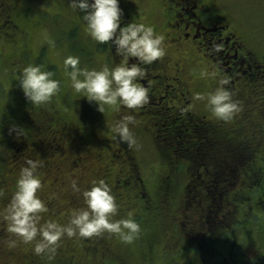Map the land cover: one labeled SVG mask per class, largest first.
Listing matches in <instances>:
<instances>
[{
    "label": "rangeland",
    "instance_id": "374dc122",
    "mask_svg": "<svg viewBox=\"0 0 264 264\" xmlns=\"http://www.w3.org/2000/svg\"><path fill=\"white\" fill-rule=\"evenodd\" d=\"M52 3H48V0H3L4 10L0 11V112L1 115L7 118L6 123H11L24 128V122L28 118V114L23 109L21 101L27 99L22 89L18 85L19 70L27 64H39L42 65L44 70H51L53 72V78L60 80V89L51 100L44 105H37L36 114H43L46 116L51 104L58 107L60 113H66L67 111L74 110L78 105L88 103L90 110L95 112V118L101 119L102 113L107 119L108 123L113 125L115 119H118V111L109 106H105L104 112L99 111L98 105L95 101H89L86 97H82L83 93L77 92L71 83L70 77L64 71V59L69 56H78L80 58L81 68H96L100 69L104 65L114 66L119 63V57L114 55L115 64L106 58L105 49L95 47V40L89 35L86 29L85 21L79 20L76 15V11L73 10L69 4L64 5L59 0H51ZM228 22L231 25L235 24L238 35H242L247 38L248 44L257 45V49L264 50V39H259L250 31L252 27L257 25L264 33V3L259 2L255 10L250 9L252 2H258L257 0H228ZM221 3V2H220ZM163 0H120V5L127 7L130 13V20L135 19L136 22H143L147 25L155 26L160 22V19H164L166 12L163 8ZM219 2L215 1L213 4L214 10H219ZM255 6V4L253 5ZM247 14L250 16H247ZM10 20L9 27L5 25V21ZM232 19V21H231ZM230 28V29H231ZM157 34H163L161 28L155 29ZM184 48H193L192 45L182 44ZM184 48L182 50H184ZM166 54L171 56L173 60H177L182 57L180 53L181 48L178 45L169 43L165 45ZM196 53V51H195ZM202 55V52H198ZM193 56H187L184 58V66L187 63L191 65L186 66L187 74H185L184 80L188 84V88L193 94L194 104H200L201 99H197V93L207 95V93L213 91L216 88L214 79L209 75L212 74V66L205 62L200 64H193ZM176 68V67H175ZM210 69L209 72H204ZM28 100V99H27ZM77 105V106H76ZM92 105V106H91ZM201 105V104H200ZM36 106V105H34ZM41 109H40V108ZM73 107V108H71ZM71 108V109H70ZM12 110V112L10 111ZM14 110V111H13ZM45 111V112H44ZM35 114V116H36ZM237 113L236 115H238ZM41 116V115H40ZM40 118V117H39ZM4 126L0 125V130ZM138 129V128H137ZM16 132L15 130H12ZM12 133V132H11ZM143 133V131H142ZM138 133L136 137V143L132 154L138 159V166L140 167L141 177L146 181V187L149 193L154 192V187L159 183H163L164 186L170 185L168 188H164L165 193L168 195L169 201L163 203L159 202L154 196V204L156 211H150L145 213L141 218L138 215L143 213L145 201L138 198L137 191L131 187L117 189L116 181L118 176L116 175L120 167H116L110 164L111 150L107 149H91L94 156L99 160H93L86 171V175L80 177L79 173L72 172L74 177L66 178L67 185L65 188L60 189L58 193L57 207L63 208L60 214L56 215L52 212L45 211L40 213L41 221L44 223L48 220H55L61 224H67L65 214H71L73 210L86 207L82 191L85 188H90L94 182L103 179L111 188L112 194L116 197L117 204L119 206L117 214L113 219L128 218L129 212L133 213V217L141 225V232L139 236L132 242L126 243L120 239L117 234H110L104 232L100 235H94L87 238L88 244H82L84 237L73 236L69 237L66 234L58 242L59 249L64 251L66 245L68 249L80 257V261L83 264H201V260L194 254L196 241L187 240L190 235H187L193 227H196L195 223L187 224L179 231L177 227V220L184 219L186 222V216H190L189 220L200 219L197 207L192 212H189V208L184 207L182 202L185 194V186L187 184L185 175L180 172V169L176 172L170 173V167L167 164L163 150L154 149L153 144H150L144 136ZM24 134V133H23ZM17 136L18 139L21 137ZM146 137V136H145ZM11 138H16L11 136ZM138 139V140H137ZM0 140V168L4 165V161L9 156V151L5 141L6 138ZM13 141V139H10ZM95 147V146H94ZM3 149H7L6 154ZM41 150V152L50 150ZM50 153V152H49ZM41 153L43 156L48 157V154ZM264 157V151L261 152ZM8 160V159H7ZM260 161V164H263ZM171 166V165H170ZM261 167L264 166L260 165ZM42 177L46 176L44 171L41 172ZM118 174V173H117ZM168 175L171 176V181L166 180ZM178 175L179 180L174 177ZM77 177V178H76ZM11 180H14L10 177ZM46 179V178H44ZM82 179V180H80ZM76 180L79 191L74 190L72 187V181ZM51 178L42 185L40 192L42 196H49L54 193L56 187L51 185ZM168 181V182H167ZM83 183V184H82ZM166 183V184H165ZM187 187V186H186ZM183 188V189H182ZM53 191V192H52ZM46 194V195H45ZM245 201L239 208L240 213L245 214L249 212L252 216L253 222L249 225L250 229H253V235L256 239V244L260 252H264V203L256 204L258 201L259 193L252 189L251 191H244ZM172 199L179 200V203L183 206L184 210L179 213L177 208L172 204ZM178 198H177V197ZM71 197H74L73 200ZM251 199H248L250 198ZM254 200H256L254 202ZM73 201V203H72ZM259 202V201H258ZM175 208V209H174ZM199 209V207H198ZM178 217V219L176 218ZM192 216V217H191ZM251 220V219H250ZM7 222V221H6ZM197 222V221H196ZM174 226V227H173ZM177 227V229H176ZM17 241V246H9L7 242H2L1 254L5 252H12L10 254V260L8 257L0 258V264H6V261L10 262H22L27 257L34 258V245L35 243H25L20 240L15 234H13ZM201 237V235H198ZM237 236L242 237V233L238 232ZM258 236L263 239H258ZM39 239V236L37 237ZM198 240V239H196ZM3 239H0V242ZM53 254V252H50ZM83 254H90V257H84ZM264 260V257H263ZM262 259L255 261V264H264ZM32 263V261H30ZM252 263V264H254ZM35 264V262H34ZM46 264V262H45Z\"/></svg>",
    "mask_w": 264,
    "mask_h": 264
},
{
    "label": "flooded vegetation",
    "instance_id": "af4514ba",
    "mask_svg": "<svg viewBox=\"0 0 264 264\" xmlns=\"http://www.w3.org/2000/svg\"><path fill=\"white\" fill-rule=\"evenodd\" d=\"M59 1L71 6L70 0ZM163 1V8L169 16L161 18L152 27L161 28L165 45L170 42L178 45L182 57L173 60L166 54L159 61L142 65L146 75L140 83L148 88L149 101L136 110L121 106L119 120L125 115H133L134 120L129 126L134 137L143 131L142 135L150 144H153V127L158 123L166 127L165 131L158 129L161 141L158 142L174 148L177 161L181 160L177 167L189 163L192 164L190 168L198 174L193 191L183 189L186 193L181 196L189 212L192 214L197 207L201 217L192 221L189 220L190 216H186L188 221L184 226L186 223H197L188 232L190 237L187 240L196 241L194 251L201 252L202 263L252 264L264 257V252H260L261 247L258 248L255 242L253 229H249V223L253 222L250 218L254 215L252 212L249 214L250 211L239 216L237 214L247 201L243 194L246 187L248 191L252 188L259 193V202L254 200L256 204L264 203V166H260L264 164H260L264 160L261 155L264 151V50L262 47L257 49L255 44H248L247 38L236 34L238 30L235 24L231 28L228 0ZM215 1L220 4L218 11L213 9ZM257 1L251 3V10L254 11L259 2L264 3V0ZM120 7L123 9L122 24L131 22L127 7ZM3 10L4 2L0 0V11ZM77 14L83 16L80 12ZM250 32L264 39V33L257 25ZM187 43L193 48L182 47ZM198 52L203 54L199 55ZM187 56H193L191 62L195 65L205 62L213 67V73L209 76L214 79L216 87L222 80H227L224 86L233 95L242 92L246 110L225 122L213 115L205 99L200 100L201 105L194 104L193 94L184 80L186 66L191 65L187 63L184 66ZM154 114L155 123L150 120ZM115 143L118 144L116 150L119 158H123L128 168L132 167L136 183L134 187L137 188V182L143 183V179L138 159L132 154L135 144L129 145L120 139ZM72 158L68 156L66 161ZM127 159L130 162L127 163ZM83 160L84 157L79 156V161ZM76 164L81 166L80 162ZM151 203V198L149 201L147 199V204ZM238 232L242 233V237L237 236ZM1 235L2 232L0 238Z\"/></svg>",
    "mask_w": 264,
    "mask_h": 264
},
{
    "label": "clouds",
    "instance_id": "9594fccd",
    "mask_svg": "<svg viewBox=\"0 0 264 264\" xmlns=\"http://www.w3.org/2000/svg\"><path fill=\"white\" fill-rule=\"evenodd\" d=\"M70 5L83 14L89 35L111 50L114 46V55L120 57L119 63L114 66L89 69L80 67L78 56H67L63 62L64 71L70 77L72 87L83 93L82 97L95 101L101 112H104L105 106L114 110H119L121 106L136 110L146 104L149 91L140 83L146 75L142 65H150L166 55L164 35L157 34L151 25L136 22L135 19L122 24L120 0H70ZM18 76V85L31 105L47 104L60 89V80L53 78V72L44 70L39 64H27L19 70ZM225 84L227 80H222L206 96L201 93L196 95L197 99L206 100L217 119L229 122L242 106ZM133 120V115H125L113 128L116 138L129 145L136 143L129 126ZM11 130L20 136L24 128L13 125ZM42 165L43 159H26L20 168L12 199L2 212L8 232L25 243L35 241L36 254L54 252L65 234L89 238L107 232L117 234L126 243H132L139 236L141 225L132 218V212H129L128 218L113 219L119 206L110 186L103 179L82 191L86 207L73 210L69 223L61 224L55 220L40 223V213L47 210L46 203L37 194L42 188L39 174ZM72 187L80 190L76 180L72 181ZM8 243L11 247L17 241L10 240Z\"/></svg>",
    "mask_w": 264,
    "mask_h": 264
},
{
    "label": "trees",
    "instance_id": "16d2710c",
    "mask_svg": "<svg viewBox=\"0 0 264 264\" xmlns=\"http://www.w3.org/2000/svg\"><path fill=\"white\" fill-rule=\"evenodd\" d=\"M74 11H76V15H78L77 13H79V11L78 10H74ZM78 18L83 23L84 21L83 16H78ZM9 24H10V20L6 19L5 25L9 27ZM95 43H96L95 47L100 46V42L96 41ZM100 47L101 49H105V51L107 50L106 58L109 59L110 61H113L114 63L115 62L114 46L112 47V50L106 44ZM241 94L242 92H240L239 94H235L233 95V98L237 99L240 102L242 106L241 108L242 111V110H246V108L244 106L245 103H243L244 100L241 98ZM21 105H23V109L28 114V118L24 122V131H23L24 134L19 139L17 137L18 135L16 132L12 130L10 131V129H12V124L6 123L7 122L6 116H4V113H2L3 115H1L0 112V125L4 126L0 130V140L1 138H3V140L6 138L5 140L6 142L8 140L7 142L8 144H6L5 147H7L9 151V155H8L9 157L6 158V161H4V165L0 168V232H2L1 235L2 238L0 239H3V241L0 242V251H2V247H1L2 242H7V240L8 242L10 240H15L14 235L8 232L7 230V222L3 219L2 212L12 199V196L16 190V181L19 175L20 168L28 158L43 159V165L39 169L42 185L45 183V181H47L48 178H51L52 179L51 185L56 188H54L55 191L53 194L47 197L43 196L41 198L44 200V202L47 205V211L52 212L53 214L55 213L56 215L58 213L60 214V212L63 211V208L57 207V202H59L58 193L60 189L65 188V186L67 185V181L65 179L74 177L75 175L72 174L73 171L74 172L77 171L80 177H82V175L83 176L86 175V171H88L90 163L93 160L96 161L98 160V158L94 156L91 150L95 148L103 149V150L110 148L111 150L110 164L112 166L114 165L115 168L120 167L121 171L118 170L117 171L118 174L116 173L118 178L115 187L117 189L120 188L122 190L126 185H129L128 187L133 188L135 192L137 191L139 195L138 198L140 199V201L142 200L145 201L146 204L143 203L144 205L143 213L138 215L139 217L142 218L145 215V213L157 210L155 209L156 206L154 204V199H155L154 196H156V199H158L159 202L161 203L165 201H169L167 198L169 196L163 195L165 193L164 188L170 187V185H167L166 183H165L166 186H164L163 183H159L157 186L154 187V192L151 191V193H149L147 190L145 179L143 180V183L140 181L137 182L138 183L137 188L134 187L135 177L132 167L128 168V165L123 163V158L122 157L121 159L119 158L118 151L116 150L118 144L115 142H117L118 138H116V134L114 133L113 128L115 124L119 121L120 109L116 110V112L118 111L117 114L118 119L116 118L113 125H111L104 117L105 116L104 113H102L101 119H96L95 112L93 110H90V106L88 103H83L82 105H78L77 108H74V110L71 111H67L66 113H60L58 111V107H56L54 104H51L46 116H42L43 114H39L38 116V114H36L35 112L37 105L36 106L31 105L30 101H28L27 99L21 101ZM10 112H12V110ZM250 114H253L252 111H250ZM154 116L155 114L151 116L150 120L155 123V121L157 120L154 119ZM157 125L158 126H155L152 129L154 149H158V151L163 150L164 158L170 167V173L176 172V170L178 171L180 169L181 174L183 173L185 177H187L185 178L187 182L186 184L187 187L185 186L186 192L191 190L193 191L194 184H196V180L198 178V174L193 171V168H190L192 164L186 163L187 165L185 164V165H181L180 167H177L178 163L181 164L179 162L181 160L177 161L176 155L174 154L175 152L174 148L172 149L169 146L168 148L159 143L161 142L159 138L160 135L159 130L165 131L166 127L164 128L159 123ZM11 136H14L16 138H11ZM10 139H13V141H10ZM46 148L50 150L49 151L50 153L47 152L49 153L48 157L43 156V158H41L42 156L41 153L47 154L46 151L41 152V150H46ZM7 149H3L2 152L6 154L5 150ZM68 156L73 157L72 159L68 160L69 162L66 161ZM79 156L84 157L83 162L79 161ZM79 162L81 166H79V164H76ZM97 162H99V160ZM128 162H130V159H127V163ZM138 168L140 169L139 166ZM42 171L46 173L45 177H42L41 174ZM171 176L172 175H168L166 180L171 181ZM10 177L14 180H11ZM174 178L178 179L179 176L176 175ZM245 190L248 191L247 187L245 188ZM147 193L149 194V196H147ZM37 194L39 196H42L40 190H38ZM170 196H171L172 204L177 207L176 209L175 208L174 209L176 211L178 210V212L181 213L182 212L181 210H184L183 206L179 202H177L175 198L172 199L173 197L172 195ZM73 198L74 197H72V200ZM150 198L152 200V203L147 204V199L149 201ZM260 198H262V195L260 196ZM65 216H67L65 221L69 223L71 219V214L70 215L65 214ZM176 218L178 219L177 216ZM184 221H185L184 219L177 220L178 223L176 224L179 231H181L180 228L185 227ZM250 221H252V219ZM251 223H249V225H251ZM260 238L263 239L262 237L258 236V239ZM81 242L84 245V244H88L89 240L87 238H83ZM33 243H35V241H33ZM15 245L17 246L18 244ZM65 246L66 249L64 251L60 250L59 246L56 247L53 254H50V252H45L38 255L34 251V256H33L34 258H32V260L30 259L31 257H27L25 260L18 263L10 262L7 260L6 264H34V262L35 264H45V262L46 264H83L80 261V257L77 255V253L70 251L68 249V245L65 244ZM4 250L5 252L3 254L0 253V258L8 257L7 259L10 260L9 256L10 254L13 253L11 251L7 252L8 250H6V248H4ZM194 253L195 255L199 256L200 259L201 252L200 251L197 252L196 250L194 251ZM86 256L88 258L90 257V254H83L82 259ZM200 260L202 261V259ZM30 261H32V263H30ZM202 262L201 264H203Z\"/></svg>",
    "mask_w": 264,
    "mask_h": 264
}]
</instances>
